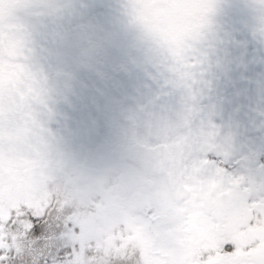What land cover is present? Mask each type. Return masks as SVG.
<instances>
[{"label":"snow or ice","instance_id":"1","mask_svg":"<svg viewBox=\"0 0 264 264\" xmlns=\"http://www.w3.org/2000/svg\"><path fill=\"white\" fill-rule=\"evenodd\" d=\"M161 10L175 39L155 26ZM6 59L31 86L18 118L57 146L141 141L157 123L264 140V0H0ZM9 262L17 249L0 244Z\"/></svg>","mask_w":264,"mask_h":264},{"label":"flooded vegetation","instance_id":"2","mask_svg":"<svg viewBox=\"0 0 264 264\" xmlns=\"http://www.w3.org/2000/svg\"><path fill=\"white\" fill-rule=\"evenodd\" d=\"M153 20L158 31L175 39L176 17L161 10ZM26 81L27 73L6 59L0 69V238L5 225L18 226V231L37 223L42 192L46 198L41 206L53 201L54 144L31 114L18 118L22 105L17 96L23 100L28 95L21 88ZM157 138H163L162 147L146 146ZM61 150L64 184L86 196L90 208L102 209L96 214L101 237L106 239L114 229L119 242L117 235L125 233V226L131 228L128 219L145 225L146 237L155 241L184 236L182 227L191 231V238L208 240L222 225V248L208 249L202 264H264V140L243 135L216 140L203 129L157 123L141 141L95 148L65 145ZM176 167L189 191L183 200L170 187Z\"/></svg>","mask_w":264,"mask_h":264},{"label":"rangeland","instance_id":"3","mask_svg":"<svg viewBox=\"0 0 264 264\" xmlns=\"http://www.w3.org/2000/svg\"><path fill=\"white\" fill-rule=\"evenodd\" d=\"M54 147L58 157L55 156L54 160L51 206H41L40 200L46 198V192H42L37 212L38 216L44 217L38 218L34 233L31 234L33 227L29 225L23 229L19 227L15 234L5 233L0 238V244L10 243L17 249L18 264H202V254L208 249L222 248V225H217L208 240L191 238V231L182 227L184 236L169 240L162 237L163 240L155 241L146 237L145 225L131 219L127 220L131 228L125 226V233L116 234L122 248L115 247L114 229L106 239L101 237L102 223L96 214L102 209L97 205L90 208L88 203L85 204L86 196L74 186L64 184L61 173L64 161L60 158L59 146L54 144ZM261 184H264V176ZM122 215L123 210L119 216ZM152 228L157 229L156 225ZM129 246L132 248L131 256L125 261ZM69 254L72 257L70 262L63 261Z\"/></svg>","mask_w":264,"mask_h":264},{"label":"water","instance_id":"4","mask_svg":"<svg viewBox=\"0 0 264 264\" xmlns=\"http://www.w3.org/2000/svg\"><path fill=\"white\" fill-rule=\"evenodd\" d=\"M170 186L178 197L180 195L181 197L187 196V189L183 186L180 171L177 169V167L175 168V170L173 169V173L170 177ZM115 203H117V201Z\"/></svg>","mask_w":264,"mask_h":264}]
</instances>
